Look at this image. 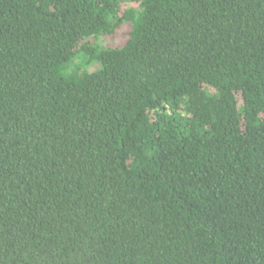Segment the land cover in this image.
<instances>
[{
	"label": "trees",
	"instance_id": "trees-1",
	"mask_svg": "<svg viewBox=\"0 0 264 264\" xmlns=\"http://www.w3.org/2000/svg\"><path fill=\"white\" fill-rule=\"evenodd\" d=\"M0 264H264V0H0Z\"/></svg>",
	"mask_w": 264,
	"mask_h": 264
},
{
	"label": "rangeland",
	"instance_id": "rangeland-1",
	"mask_svg": "<svg viewBox=\"0 0 264 264\" xmlns=\"http://www.w3.org/2000/svg\"><path fill=\"white\" fill-rule=\"evenodd\" d=\"M121 33H123V32H118L117 33V38H114V41L112 40V39H109V41L112 43V44H118V43H120V42H122L123 41V38H122V36H121Z\"/></svg>",
	"mask_w": 264,
	"mask_h": 264
}]
</instances>
